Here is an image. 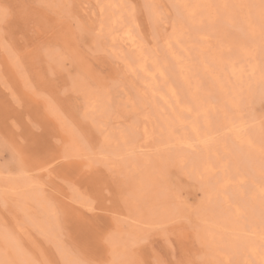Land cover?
Here are the masks:
<instances>
[{"label": "rangeland", "instance_id": "rangeland-1", "mask_svg": "<svg viewBox=\"0 0 264 264\" xmlns=\"http://www.w3.org/2000/svg\"><path fill=\"white\" fill-rule=\"evenodd\" d=\"M0 264H264V0H0Z\"/></svg>", "mask_w": 264, "mask_h": 264}, {"label": "bare ground", "instance_id": "bare-ground-1", "mask_svg": "<svg viewBox=\"0 0 264 264\" xmlns=\"http://www.w3.org/2000/svg\"><path fill=\"white\" fill-rule=\"evenodd\" d=\"M178 57V56H177ZM174 59V58H173ZM176 59V58H175ZM236 73V72H235ZM240 76V75H239ZM254 249V248H253ZM254 251V250H253ZM262 251V250H261ZM256 252V251H255ZM249 253H252L250 250H249ZM253 254V253H252ZM258 255V254H257ZM256 256V255H254ZM253 257V256H252Z\"/></svg>", "mask_w": 264, "mask_h": 264}]
</instances>
